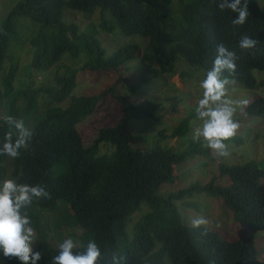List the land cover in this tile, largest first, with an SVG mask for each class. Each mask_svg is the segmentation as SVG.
<instances>
[{
    "label": "trees",
    "instance_id": "trees-1",
    "mask_svg": "<svg viewBox=\"0 0 264 264\" xmlns=\"http://www.w3.org/2000/svg\"><path fill=\"white\" fill-rule=\"evenodd\" d=\"M218 3L219 0H20L9 11L0 26V72L9 36L16 30L14 19L25 17L32 22L25 27L31 35V68L47 71L68 55L74 59L83 56V70L122 73L102 92L79 96L73 94L76 69H70L47 87L33 89L25 84L26 89L15 95V68L0 77V103L6 102L5 115L23 118L34 129L30 146L21 149L18 158L0 155V180L6 179L9 162V178L40 184L51 194L50 199H34L22 209L34 229L38 230L41 211L62 212L56 208L68 207V217L67 213L62 218L58 216L53 228L60 231L81 227L102 245L101 264H112L113 255L122 258L121 264H264L257 259L249 238L225 240L212 230L179 222L172 199L196 187L178 190L170 197L157 193L160 185L173 184L174 166L189 151L199 152L193 139L184 152L170 147L134 149L124 127L133 117L158 119L160 115L157 103L147 99L134 103L121 90L138 92L153 78L175 74L179 60L184 65L183 79L196 72L205 74L221 43L238 57L230 79L248 89L264 84V80L259 82L253 75L255 70L264 72V6L257 0H247L246 22L233 26L231 20L236 14L219 10ZM96 11L98 24L89 21L80 29L76 23L66 21L68 12L91 15ZM244 34L257 40L254 48L244 50L238 46ZM107 94L120 104V118L114 125L100 127L86 145L77 124ZM39 98L43 99L42 108L36 107ZM34 109L38 110L37 115L25 114ZM246 111L264 118V98L255 99ZM10 130L0 117V144ZM188 132L187 121L183 120L171 132L158 133L171 139ZM103 142L112 147L110 153L100 154L99 145ZM219 170L229 177L227 187L211 182L199 189L222 198L247 228L264 230V193L260 185L264 170L254 161L222 163ZM126 226L132 229L129 236ZM34 250L42 255L37 264H52V257L57 254V247L44 237ZM0 264L21 262L6 259L0 253Z\"/></svg>",
    "mask_w": 264,
    "mask_h": 264
},
{
    "label": "rangeland",
    "instance_id": "rangeland-1",
    "mask_svg": "<svg viewBox=\"0 0 264 264\" xmlns=\"http://www.w3.org/2000/svg\"><path fill=\"white\" fill-rule=\"evenodd\" d=\"M19 1L0 0V26L9 11ZM257 1L260 6H264V0ZM66 21L74 22L82 29L89 21L98 24L99 13L96 11L91 15H87L81 12H68ZM15 23H17L16 30L9 36V48L3 63L2 73L0 72V77H2L8 74L12 67L15 68L14 82L12 83L13 95L26 86L33 89L47 87L53 80L55 81L59 76L66 74L70 69H76L77 71L73 94L75 96L95 95L112 85L119 74H122L120 71L113 70L106 72L87 68L83 70L81 69L84 65L83 56L74 59L69 58L68 55H64L58 65L47 71L40 72L33 69L30 66L33 59V49L30 43L31 35H29V30L25 28L28 23L31 24L32 22L25 17H16L14 19ZM183 68L184 65L179 60L176 63L177 72L175 74L171 76L163 74L161 78H153L145 82L138 92L121 90V93L134 103L147 99L158 104L160 115L158 119L133 117L125 123L124 127L130 134V146L132 148L150 150L155 147H170L176 152H184L189 149L193 129L201 123L195 116V109L199 98L202 96L199 82L204 78V73H192L190 77L183 79L181 77ZM253 75L259 82L264 80V72L262 71L255 70ZM233 81L227 86L228 98L247 99L249 104L257 98H264V84L254 89H248L238 81ZM21 100L22 97H19L18 104L21 103ZM42 101L43 99L39 98L36 107L42 108L44 106ZM119 105L116 104L110 94H107L99 99L93 112L77 124L78 132L86 145L90 144L95 138L100 127L111 126L118 122L121 115V106ZM37 113V109L25 112L31 117L37 115ZM5 114L6 102L1 101L0 117L3 118ZM234 119L239 121L240 128L235 137L225 141L229 153L227 156H217L214 151L202 147V142H196L199 152L193 154L189 151L185 159L174 166L173 179L175 181L173 184L170 186L160 185L157 193L163 197H170L178 190H188L196 187L194 190H188L181 196L172 199L179 215V222L187 227H194L192 220L204 217L208 221L207 225L198 228L204 227L212 230L225 240L249 238L255 246L257 259L264 261V230L257 231L247 228L235 218L233 211L225 205L222 198L199 189V186L211 182L224 188L230 184L228 175L221 173L219 170L222 163L234 165L254 161L264 170V118L258 116L255 112L248 113L245 107L237 109ZM183 120L187 121L189 132L181 135L180 138L165 139L158 133L159 131L171 132ZM105 143L99 145L100 154L112 151V147ZM6 167L8 168L6 178H9L8 175L11 172L9 162H7ZM260 185L264 193V177L260 179ZM59 204L66 207L65 204ZM66 208H56L64 210L62 212L57 210L40 212L38 230L35 229L36 241L34 247L40 243L41 237L46 238L47 242H50L54 247H57L66 238H72L77 244V248H84L89 240H93L90 234L79 226L64 228L60 231L53 228L58 216L62 218L67 213L68 217L69 208ZM73 222L75 223L74 218ZM125 229L129 236L132 229L129 230L128 226ZM99 246L103 248L101 244Z\"/></svg>",
    "mask_w": 264,
    "mask_h": 264
},
{
    "label": "clouds",
    "instance_id": "clouds-1",
    "mask_svg": "<svg viewBox=\"0 0 264 264\" xmlns=\"http://www.w3.org/2000/svg\"><path fill=\"white\" fill-rule=\"evenodd\" d=\"M219 10H229L236 15L231 20L233 26L243 25L249 10L247 0H219ZM257 40L247 34L240 37L238 46L241 49H252ZM237 54L222 43L216 47V56L212 67L206 70L199 82L202 96L199 98L195 112L201 122L193 129L194 142H202L217 156H227L225 141L235 137L240 123L234 119L237 109L247 107V99H232L227 96V86L234 81L230 79L235 73ZM229 73L225 76L224 73ZM3 121L11 129L4 135L0 144V155L18 158L21 149H28L34 136V129L26 125L23 118L13 115L3 116ZM15 134V135H14ZM51 194L40 184L19 183L15 179L0 180V253L6 259H16L21 264H37L42 258L41 252L34 250L36 232L29 216L22 209L30 206L34 199H50ZM204 217L192 220L194 227L206 226ZM72 238H66L57 245V254L52 257V264H101L103 254L100 246L89 240L83 250L77 249ZM121 257L112 256V264H121Z\"/></svg>",
    "mask_w": 264,
    "mask_h": 264
}]
</instances>
